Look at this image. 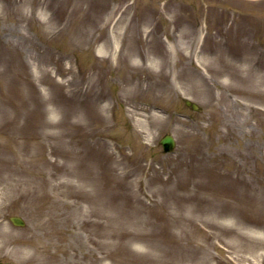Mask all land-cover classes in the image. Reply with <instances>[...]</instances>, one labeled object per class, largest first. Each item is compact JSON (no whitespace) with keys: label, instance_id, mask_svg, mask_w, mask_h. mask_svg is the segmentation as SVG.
<instances>
[{"label":"rangeland","instance_id":"obj_1","mask_svg":"<svg viewBox=\"0 0 264 264\" xmlns=\"http://www.w3.org/2000/svg\"><path fill=\"white\" fill-rule=\"evenodd\" d=\"M259 231L264 0H0V264H264Z\"/></svg>","mask_w":264,"mask_h":264},{"label":"bare ground","instance_id":"obj_2","mask_svg":"<svg viewBox=\"0 0 264 264\" xmlns=\"http://www.w3.org/2000/svg\"><path fill=\"white\" fill-rule=\"evenodd\" d=\"M116 50H117V46L116 45H114L113 44V46H112V48L110 49L109 48V46H108V44H107V42L106 43H104L103 44V46L102 47H99V49H98V51L101 53V54H109V55H115V52H116ZM135 66H139V67H141V65H142V63H137V64H134ZM143 67V66H142ZM144 67H147V66H144ZM162 75L164 76V77H166V73L164 72V73H162ZM90 94H92V95H94V97L96 96L95 95V93H94V91H90ZM98 97V95L96 96V98ZM74 112V111H73ZM93 121H94V118H92L91 117V119H90V124H93ZM79 123L80 122H77L75 119H73V118H71L70 120H69V128H70V132H71V134H72V136L74 137V140H76L75 138V136L77 135V128H78V126H79ZM156 127V122L154 121V122H151V123H149V125L148 126H146V129H145V132H146V134H150L151 135V133H152V131H153V128H155ZM85 147V146H84ZM85 149V151L82 153V155H83V158H84V160H91V161H95L96 163L99 161V151H97L98 149H94V148H92L91 150H90V155L92 156H89V154H88V152H87V150H86V148H84ZM75 149H72V151H74ZM71 151V153L72 154H74L73 152ZM257 235H260V237H261V242L262 241H264V232L263 231H259V233L257 234ZM2 247H4V244H2V243H0V257L2 256V255H6V254H3L2 253ZM18 264V263H17ZM100 264H106V263H104V261H103V258H102V256H101V258H100ZM148 264H155V261H154V259L152 260V259H149L148 260Z\"/></svg>","mask_w":264,"mask_h":264},{"label":"water","instance_id":"obj_3","mask_svg":"<svg viewBox=\"0 0 264 264\" xmlns=\"http://www.w3.org/2000/svg\"><path fill=\"white\" fill-rule=\"evenodd\" d=\"M186 103L190 106L193 107V109L195 110H199V106L197 103L187 99ZM160 142L162 143L164 149L166 151L172 150L174 145H175V139L171 134H165L163 137H161ZM11 217V221L17 225H24L25 221L23 220L22 217L20 216H10Z\"/></svg>","mask_w":264,"mask_h":264}]
</instances>
